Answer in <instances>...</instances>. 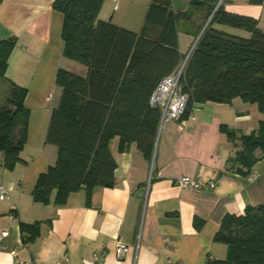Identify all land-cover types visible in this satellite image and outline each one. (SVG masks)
I'll return each mask as SVG.
<instances>
[{"label": "crops", "instance_id": "0c3cea01", "mask_svg": "<svg viewBox=\"0 0 264 264\" xmlns=\"http://www.w3.org/2000/svg\"><path fill=\"white\" fill-rule=\"evenodd\" d=\"M56 0H0V40L17 38L6 78L26 88L30 111L27 143L12 172L0 171V187L10 198L0 200V264H204L225 260L226 244L215 242L223 218L243 215L247 207L264 204V158L245 176L232 168L237 146L220 131L222 124L242 134L255 131L262 115L255 105H196L187 120L170 122L158 132L152 159L136 145L118 152L113 188L71 194L64 206H44L33 200L42 173L57 161V147L46 142L51 115L60 106L62 88L56 77L64 69L86 77V66L64 56L63 16ZM227 12L252 17L264 33V3L221 0ZM153 0H105L98 19L139 33ZM175 12H187L189 0H172ZM203 20L178 22L183 56L200 34ZM225 32L249 33L226 26ZM190 52V51H189ZM7 85L6 82H2ZM259 154V153H258ZM201 176L216 182L214 189H181L177 179ZM40 222V234L24 242L21 223ZM200 225V228L197 227ZM130 248L120 259L117 247ZM105 252L99 261L94 254Z\"/></svg>", "mask_w": 264, "mask_h": 264}, {"label": "trees", "instance_id": "16d2710c", "mask_svg": "<svg viewBox=\"0 0 264 264\" xmlns=\"http://www.w3.org/2000/svg\"><path fill=\"white\" fill-rule=\"evenodd\" d=\"M105 0H56L54 9L63 16L64 56L87 67L86 77L60 69L56 83L62 88L60 106L51 115L46 142L57 147V161L42 173L33 200L44 206H64L80 190L88 204L97 188H113L118 152L132 145L152 159L160 127V110L150 98L160 81L184 62L179 49L178 22L211 21L195 46L180 86L188 95L182 117L189 119L196 105L232 104L235 100L255 105L262 115L258 128L246 135L220 126L237 146L232 168L250 175L264 158V33L258 20L227 12L220 0H189L187 12H175L172 0H153L141 32L98 19ZM262 4L264 0H251ZM217 26L244 30L243 37ZM203 29L201 27L200 31ZM17 38L0 40V83H7L0 106V171L12 172L22 159L27 143L30 111L26 88L6 78ZM259 153V154H258ZM40 222L21 223L24 242L40 234ZM200 228V225H197ZM215 242L226 244L225 260L208 258L204 264H264V204L247 207L243 215H226Z\"/></svg>", "mask_w": 264, "mask_h": 264}, {"label": "built area", "instance_id": "2783aa9c", "mask_svg": "<svg viewBox=\"0 0 264 264\" xmlns=\"http://www.w3.org/2000/svg\"><path fill=\"white\" fill-rule=\"evenodd\" d=\"M222 4V2H221ZM186 67V63L182 65L173 73L163 78L150 98V105L160 110V129L170 122L182 121V117L185 114L189 97L185 94L180 86L181 76ZM177 185L181 189H191L197 192L204 190L205 188L214 189L216 182L210 178H203L201 176L191 177L184 176L177 179ZM9 190L3 186L0 187V200L9 199ZM8 235L6 232L0 233V241H3ZM130 248L120 243L117 247L118 258H124ZM105 252H99L94 254V260L99 261Z\"/></svg>", "mask_w": 264, "mask_h": 264}, {"label": "rangeland", "instance_id": "374dc122", "mask_svg": "<svg viewBox=\"0 0 264 264\" xmlns=\"http://www.w3.org/2000/svg\"><path fill=\"white\" fill-rule=\"evenodd\" d=\"M220 2V1H219ZM218 5V4H217ZM221 5V4H220ZM207 20H203L202 22V26L204 27L205 24H206ZM197 39V38H196ZM195 41L192 43V45L190 46V49L189 51H191L193 45H194ZM189 51L188 53H186L185 55V58L188 56L189 54ZM6 93H7V85L4 84V83H0V106L3 104V102L5 101V97H6Z\"/></svg>", "mask_w": 264, "mask_h": 264}, {"label": "water", "instance_id": "95a60500", "mask_svg": "<svg viewBox=\"0 0 264 264\" xmlns=\"http://www.w3.org/2000/svg\"><path fill=\"white\" fill-rule=\"evenodd\" d=\"M221 2H222V1L220 0V2L218 3L216 9L220 6ZM211 18H212V17H210V18L208 19V21L206 22L205 26H204L203 29L201 30V32H200L199 36L197 37V39H196V41H195V43H194V45H193L191 51L189 52L188 56L185 58V60H184V64H185V63L187 64V62H188V60H189V58H190V56H191V54H192V52H193L195 46L197 45V43H198L199 39L201 38L202 34L204 33L205 29H206L207 26L209 25V23H210V21H211ZM160 130H161V129L159 128V131H160Z\"/></svg>", "mask_w": 264, "mask_h": 264}]
</instances>
